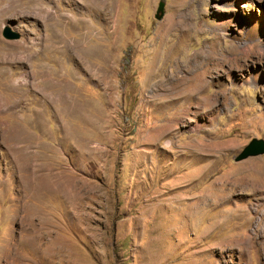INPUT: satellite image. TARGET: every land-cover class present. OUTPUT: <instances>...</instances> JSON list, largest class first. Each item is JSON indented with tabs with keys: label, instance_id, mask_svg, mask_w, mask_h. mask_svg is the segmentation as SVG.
<instances>
[{
	"label": "rangeland",
	"instance_id": "rangeland-1",
	"mask_svg": "<svg viewBox=\"0 0 264 264\" xmlns=\"http://www.w3.org/2000/svg\"><path fill=\"white\" fill-rule=\"evenodd\" d=\"M41 1L91 41L0 21V264H264V0Z\"/></svg>",
	"mask_w": 264,
	"mask_h": 264
},
{
	"label": "bare ground",
	"instance_id": "bare-ground-1",
	"mask_svg": "<svg viewBox=\"0 0 264 264\" xmlns=\"http://www.w3.org/2000/svg\"><path fill=\"white\" fill-rule=\"evenodd\" d=\"M88 0V2H86L85 0H83L84 2V7L87 8L88 10H92V7H90V4L94 3V7L96 8V14L98 16L103 15L106 12V0ZM44 2V1H43ZM41 0H0V21L3 20L6 16L10 15V16H22L25 17L29 14H35V15H39L41 17V19H43L44 21V26L47 27L46 29L48 30V34L45 37L41 38V42H49L51 43V47H49V49L51 48V50H65L67 49V42H90L91 39H89L88 37V33H92L90 29H86V24H84L85 21H83L81 18L80 19H75V21L73 22V17L68 16L66 14H63L61 12H59L58 9H53V7L51 9H48V7H46L48 3H43ZM8 4V5H7ZM6 5V6H5ZM93 7V8H94ZM71 26L70 30L66 29L67 25ZM69 26V27H70ZM88 30V33L86 34L84 32V30ZM114 29V28H113ZM46 31V30H45ZM92 36V35H91ZM94 37V36H93ZM98 39V38H97ZM96 40V39H95ZM40 42V41H39ZM116 42V41H115ZM164 44H168L163 42ZM70 45V44H69ZM68 45V46H69ZM44 46V45H43ZM74 46V45H73ZM85 46V45H84ZM87 46V45H86ZM169 47V46H168ZM47 48V47H46ZM44 50L45 47L43 48ZM42 49V50H43ZM78 49V48H77ZM100 49V48H99ZM48 50V49H47ZM46 50V51H47ZM40 52V51H39ZM38 52V53H39ZM67 52V51H66ZM70 52V50H69ZM169 52L171 53V50H169ZM50 53V51L48 52V54ZM55 53V52H53ZM62 53V52H61ZM57 54V52H56ZM54 55V54H53ZM82 55V54H81ZM92 55V54H91ZM104 55V54H103ZM87 56V54H86ZM49 57V56H48ZM62 57V56H61ZM69 58V57H68ZM191 59V60H190ZM54 60V59H53ZM189 62L188 67L191 69V72L189 73L188 76H183L181 79L177 80V81H172V83H170V87H167L168 83H166V85L164 87H166V89L168 90H174V89H178V90H182L184 92V90L186 88L192 87L191 91L194 95L197 94H201L204 92L203 86L205 85V79L201 76V74L199 73L200 69L202 68V66L207 62H213V58L211 56L206 57L203 56L202 54H196L193 55L192 57L189 58ZM64 61V60H63ZM61 63V62H60ZM218 63V62H217ZM213 66H211V70H213L216 67V64H212ZM83 66V65H82ZM50 69V68H49ZM53 72V71H52ZM39 73V72H38ZM41 73V72H40ZM6 74V73H5ZM46 74V73H44ZM4 75V74H3ZM56 76V74H55ZM10 77V76H9ZM36 77V76H35ZM52 77V76H51ZM209 83V82H208ZM49 85V84H48ZM53 85V84H52ZM68 85V84H67ZM161 85V83H160ZM207 85V84H206ZM44 86V85H43ZM56 85H54L55 88ZM61 86V85H60ZM57 87V86H56ZM64 87V85H63ZM68 87V86H67ZM154 90L157 89V91L160 90L159 87H157V85H154ZM152 87V88H153ZM49 88V86L47 87ZM53 88V87H50ZM19 89V88H18ZM65 90V89H64ZM63 90V91H64ZM72 90V89H71ZM196 90L197 93L195 94L194 91ZM20 91V90H18ZM50 91V90H49ZM65 92V91H64ZM46 93V92H44ZM58 93V92H56ZM63 93V92H62ZM53 94V92H52ZM55 94V93H54ZM186 93L184 92V94L179 97V98H173V93L170 92L168 94L167 97L168 100L167 102H164L168 105H175L178 104L180 101H184L186 99H188L189 97L185 95ZM17 95V94H16ZM51 95V94H49ZM22 96V95H21ZM52 96V95H51ZM57 96V95H56ZM60 96V93H59ZM61 96H63L61 94ZM211 96H213V98H210V104H214L217 100V98L219 97L218 93H214ZM19 97V96H18ZM64 97V96H63ZM166 97V98H167ZM11 98V97H10ZM69 98V97H68ZM56 99V98H54ZM60 99V98H59ZM58 99V100H59ZM191 99V98H190ZM46 100V99H45ZM57 100V102H58ZM74 100V99H73ZM189 100V99H188ZM14 101V100H13ZM49 101V100H48ZM60 101V100H59ZM166 101V100H165ZM6 102V101H5ZM66 102V101H65ZM206 102V101H205ZM67 103V102H66ZM65 103V104H66ZM70 103V102H69ZM60 104V103H59ZM68 104V103H67ZM181 104V103H180ZM179 104V105H180ZM187 104V103H186ZM62 105V104H61ZM178 105V106H179ZM55 106V105H54ZM177 106V105H176ZM3 107V106H2ZM64 107V105H63ZM11 109V108H9ZM60 109V108H59ZM13 110V108H12ZM57 110V109H56ZM10 112V111H9ZM14 115V114H13ZM36 115V114H35ZM64 115V114H63ZM39 116V115H38ZM37 119V118H36ZM30 123V122H29ZM17 140V139H16ZM14 140V141H16ZM20 140V139H19ZM201 146L196 144L195 145V149L197 150L198 148H200ZM22 149V148H21ZM27 150V148H25ZM24 149V150H25ZM31 149V148H30ZM26 153V152H25ZM36 155V154H35ZM34 165V164H33ZM32 166V165H31Z\"/></svg>",
	"mask_w": 264,
	"mask_h": 264
},
{
	"label": "water",
	"instance_id": "water-1",
	"mask_svg": "<svg viewBox=\"0 0 264 264\" xmlns=\"http://www.w3.org/2000/svg\"><path fill=\"white\" fill-rule=\"evenodd\" d=\"M3 36L8 40H17L20 38V35L13 32L9 27L4 28ZM261 155H264V140L254 139L236 157L235 161L241 162L250 157H256V156H261Z\"/></svg>",
	"mask_w": 264,
	"mask_h": 264
}]
</instances>
